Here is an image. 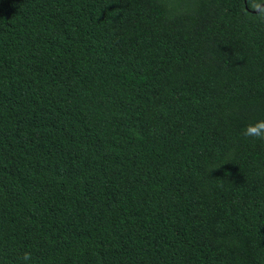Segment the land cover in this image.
Masks as SVG:
<instances>
[{
	"label": "trees",
	"instance_id": "trees-1",
	"mask_svg": "<svg viewBox=\"0 0 264 264\" xmlns=\"http://www.w3.org/2000/svg\"><path fill=\"white\" fill-rule=\"evenodd\" d=\"M253 11L0 0V264H264Z\"/></svg>",
	"mask_w": 264,
	"mask_h": 264
},
{
	"label": "clouds",
	"instance_id": "clouds-1",
	"mask_svg": "<svg viewBox=\"0 0 264 264\" xmlns=\"http://www.w3.org/2000/svg\"><path fill=\"white\" fill-rule=\"evenodd\" d=\"M249 5L253 12H255L261 19H264V3L261 0H249ZM245 137H251L253 139H259L264 141V119L257 120L255 123H249L243 130ZM31 259L30 253H25L23 256L24 261Z\"/></svg>",
	"mask_w": 264,
	"mask_h": 264
},
{
	"label": "water",
	"instance_id": "water-1",
	"mask_svg": "<svg viewBox=\"0 0 264 264\" xmlns=\"http://www.w3.org/2000/svg\"><path fill=\"white\" fill-rule=\"evenodd\" d=\"M262 3H264V0H263V2Z\"/></svg>",
	"mask_w": 264,
	"mask_h": 264
}]
</instances>
